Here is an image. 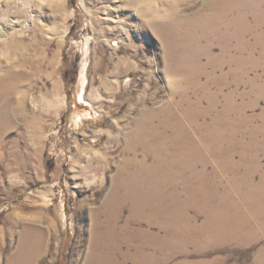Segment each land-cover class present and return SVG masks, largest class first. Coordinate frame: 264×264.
<instances>
[{
  "label": "rangeland",
  "instance_id": "1",
  "mask_svg": "<svg viewBox=\"0 0 264 264\" xmlns=\"http://www.w3.org/2000/svg\"><path fill=\"white\" fill-rule=\"evenodd\" d=\"M152 1L148 21L132 0H0V264L26 226L45 233L34 264H93L147 113L193 136L177 150L172 136L160 178L120 188L154 210L122 202V231L150 233L151 264H264V0ZM141 254L125 243L115 258Z\"/></svg>",
  "mask_w": 264,
  "mask_h": 264
},
{
  "label": "bare ground",
  "instance_id": "2",
  "mask_svg": "<svg viewBox=\"0 0 264 264\" xmlns=\"http://www.w3.org/2000/svg\"><path fill=\"white\" fill-rule=\"evenodd\" d=\"M166 1L171 3L170 0ZM132 2H135L137 10L141 9L147 20L151 21V8L154 7L153 1L132 0ZM138 3L140 4L141 8L137 5ZM248 3V0H210L207 2V4L205 3V7L211 10H224L225 12L230 13L236 5L245 7L248 5ZM206 18L208 19V21H213L210 16H207ZM184 22L186 21H183V23ZM186 23L188 24V22ZM6 88H2L4 92L3 90H0L2 92V95H0V97L2 96L7 100L8 94H11V92L6 90ZM3 93H5V95H3ZM144 118L146 123L149 122V126L146 129H141V126L137 128L138 133L142 134V138L138 143L140 144L141 152L138 150L137 152L130 154V158L125 161L124 166L120 169L114 179L113 192L107 200L108 202L106 208L103 209L100 213L102 214L106 212L107 214H109V219L106 222H96L95 224L94 237L96 240V248L94 250L95 259L93 264H123L122 262L119 263L116 261L115 255L116 252L119 253V251H122V246L125 243L135 246L137 250L139 249L140 251H142V254L140 255L141 257L136 258V264H151L152 256L150 253H146L144 248L150 247L152 243H154V239L150 237V233L148 231L144 232L141 237L136 235L134 238V233L132 231L125 230L130 232L128 236V232L122 231V229L125 228H121L119 226L117 209L118 206L120 207V204L122 202H125L127 200L135 201V204L133 206H136V209H133L135 215H137V218L144 219L145 217H143V215L150 216V214H152V212L154 211L149 204V202L152 201L153 198L150 195L149 202L144 207V209L147 211L144 212L143 207L138 205V195L128 196L127 194H125L124 197H118L119 190L122 186H128L127 190H132L140 186L142 183L160 178L161 172L159 173V171H156L155 168H160L161 170H164V168L168 169L169 162H167V158H165V156L168 157L167 155L169 154V149L173 147L171 141L173 140L172 136H174L175 133H178L180 135L179 138H175V149L177 150L181 148V144H183L187 140H190L193 135L187 134L186 131L180 130L182 129V125H179L178 128H173L172 123L175 121L178 122L182 119V116H179L176 113H167L163 118H159L160 124L162 126L161 131L155 125L157 120H155L152 114H144L141 119ZM146 174H148L147 177L145 176ZM110 225H114L116 228H118V236L115 233L112 236L111 233L107 232L110 230ZM238 225L241 229L243 226L242 217L240 218V223L238 222ZM185 232L183 230V233ZM237 233V231L230 232V229H228L227 232H224L223 234L224 236H231L236 235ZM44 234L45 233L43 230L35 226H26L21 233V243L19 245V248L10 260L9 264H34L37 256L41 253V241ZM126 234L129 238L128 240L124 239L123 237ZM136 237L139 240L138 243L134 241Z\"/></svg>",
  "mask_w": 264,
  "mask_h": 264
}]
</instances>
